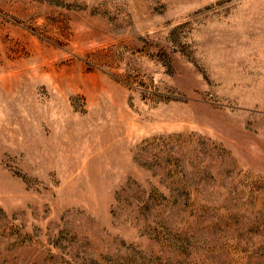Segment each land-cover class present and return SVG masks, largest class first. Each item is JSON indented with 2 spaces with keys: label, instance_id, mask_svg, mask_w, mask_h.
<instances>
[{
  "label": "rangeland",
  "instance_id": "obj_1",
  "mask_svg": "<svg viewBox=\"0 0 264 264\" xmlns=\"http://www.w3.org/2000/svg\"><path fill=\"white\" fill-rule=\"evenodd\" d=\"M0 264H264V0H0Z\"/></svg>",
  "mask_w": 264,
  "mask_h": 264
}]
</instances>
